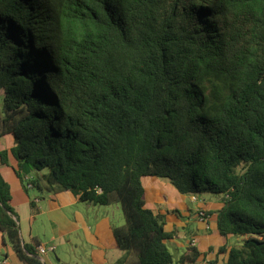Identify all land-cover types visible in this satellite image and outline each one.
I'll use <instances>...</instances> for the list:
<instances>
[{"label":"trees","instance_id":"1","mask_svg":"<svg viewBox=\"0 0 264 264\" xmlns=\"http://www.w3.org/2000/svg\"><path fill=\"white\" fill-rule=\"evenodd\" d=\"M7 134L0 167L11 155L24 187L119 204L113 264H173L144 176L220 197L217 231L242 241L207 264H264V0H0ZM11 199L0 172V231L20 261L44 264Z\"/></svg>","mask_w":264,"mask_h":264},{"label":"crops","instance_id":"2","mask_svg":"<svg viewBox=\"0 0 264 264\" xmlns=\"http://www.w3.org/2000/svg\"><path fill=\"white\" fill-rule=\"evenodd\" d=\"M1 138L6 142L0 144V149L9 150L13 145L11 134ZM16 164L9 155L8 164L1 166L0 172L10 186L22 241L35 238L47 248L44 264H113L124 256L112 234V227L123 224L119 205L107 209L82 204L67 190L44 196L29 184L24 187L16 174ZM159 179L142 177L146 207L165 214L164 229L172 234L166 243L175 251V259L188 246L202 253L192 264L225 258L226 253L219 248L228 249L233 243L231 235L222 237L217 231L215 211L220 207V197L202 194L193 199V195L180 194L169 182ZM0 264H24L1 231Z\"/></svg>","mask_w":264,"mask_h":264},{"label":"rangeland","instance_id":"3","mask_svg":"<svg viewBox=\"0 0 264 264\" xmlns=\"http://www.w3.org/2000/svg\"><path fill=\"white\" fill-rule=\"evenodd\" d=\"M5 142H6V141H4L2 138L0 139V144H1V145H4ZM45 171H47V169H44L42 172H45ZM33 174H34V172L31 171V175H30V176H32ZM160 179H161V178H160ZM160 179H159V180H160ZM163 180H164V179H163ZM163 182H166V181H163ZM46 194H47V193H44V196H45ZM210 195H212V194H209V193L203 194L204 197H205V196H210ZM80 203H82V204H90V203H88V202H81V201H80ZM91 205H93V204H91ZM115 205H119V204L96 205V206H98V207H102V208L111 209V208H112L111 206H115ZM121 212H122V211H121ZM122 218H123V223H124V217H123V214H122ZM230 238H231V241H232L233 244H238V243H240V242L242 241V237H240V236H231ZM167 245H168L170 251L173 253V256H174L173 264H178V262H177L176 259H175V254H174L175 251L171 248V246H170L168 243H167ZM122 252H123V254H124V251H123V250H122Z\"/></svg>","mask_w":264,"mask_h":264},{"label":"built area","instance_id":"4","mask_svg":"<svg viewBox=\"0 0 264 264\" xmlns=\"http://www.w3.org/2000/svg\"><path fill=\"white\" fill-rule=\"evenodd\" d=\"M193 199H195V196L192 197ZM203 216V214H202ZM37 251H38V254L43 257L47 251V248L43 245H39L38 248H37Z\"/></svg>","mask_w":264,"mask_h":264}]
</instances>
